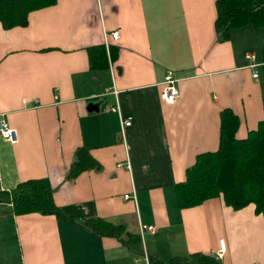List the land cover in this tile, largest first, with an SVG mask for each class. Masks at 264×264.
<instances>
[{
  "label": "crops",
  "instance_id": "obj_1",
  "mask_svg": "<svg viewBox=\"0 0 264 264\" xmlns=\"http://www.w3.org/2000/svg\"><path fill=\"white\" fill-rule=\"evenodd\" d=\"M215 2L56 0L26 25L0 21V113L17 132L15 142L0 135V189L47 177L63 213H16L0 201V264H150L148 254L220 250L223 264H264V210L234 209L222 196L181 207L176 194L196 156L218 147L222 109L237 115L239 137L264 118V27L220 39ZM96 44L105 67L90 66ZM167 69L179 89L172 102L160 97ZM79 147L99 167L69 178ZM96 217L139 232L143 252L95 231L86 220Z\"/></svg>",
  "mask_w": 264,
  "mask_h": 264
},
{
  "label": "trees",
  "instance_id": "obj_2",
  "mask_svg": "<svg viewBox=\"0 0 264 264\" xmlns=\"http://www.w3.org/2000/svg\"><path fill=\"white\" fill-rule=\"evenodd\" d=\"M56 0H0V21L4 28L26 25L31 10L55 3ZM215 30L220 39H227L230 31L247 23L264 27V0H216ZM91 67H105L108 63L104 44L87 47ZM116 50L109 47V56L116 58ZM264 88V49L261 64ZM239 119L229 108L221 111L219 145L215 150L204 151L187 167L185 178L176 183L179 206L187 207L204 200L222 196L225 204L234 209L248 203L255 204V211L264 210V118L257 127L243 137L237 136ZM89 167H99L84 147L76 149V158L67 170V177H75ZM53 187L47 177L19 181L11 189H0V201L12 204L16 213L39 211L63 216L53 199ZM101 234H112L122 239L135 252H143L139 232L128 231L122 224L101 218L86 220ZM150 264H223L214 254L193 251L185 257L163 261L155 254H148Z\"/></svg>",
  "mask_w": 264,
  "mask_h": 264
},
{
  "label": "built area",
  "instance_id": "obj_3",
  "mask_svg": "<svg viewBox=\"0 0 264 264\" xmlns=\"http://www.w3.org/2000/svg\"><path fill=\"white\" fill-rule=\"evenodd\" d=\"M108 35H110L113 38H117L119 35V32L117 29H114L108 33L104 34V38H105V45L108 46ZM246 57L250 60L249 65L252 67H256L259 62L256 61L255 58V54L252 52H247L246 53ZM252 75L257 77L258 76V71L257 69H254V71L252 72ZM176 78L173 76V71L171 69H167L164 75V79L162 81V88L160 91V97L161 99H164L166 101H175L178 97H179V89L177 87L176 84ZM112 110H116L118 109V106H111L110 107ZM131 123V117L130 116H126V117H122L121 118V127L122 130L125 126L129 125ZM0 135L10 141V142H15L17 140V132L16 129L9 124V122L7 121V119L4 117V115L2 113H0ZM130 196V194L125 193L124 197L128 198ZM141 228V232L144 229H148V230H154L155 226L153 224H149V225H143L140 227ZM222 254V251L220 250L216 256L219 258V256ZM145 258L147 259V256L145 255Z\"/></svg>",
  "mask_w": 264,
  "mask_h": 264
}]
</instances>
